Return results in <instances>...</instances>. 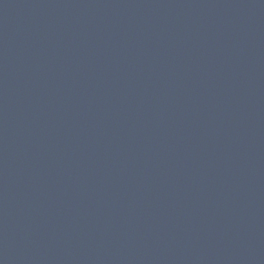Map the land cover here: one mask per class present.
Returning <instances> with one entry per match:
<instances>
[{"label":"water","instance_id":"1","mask_svg":"<svg viewBox=\"0 0 264 264\" xmlns=\"http://www.w3.org/2000/svg\"><path fill=\"white\" fill-rule=\"evenodd\" d=\"M0 264H264V0H0Z\"/></svg>","mask_w":264,"mask_h":264}]
</instances>
